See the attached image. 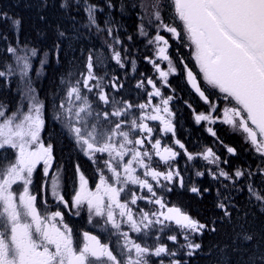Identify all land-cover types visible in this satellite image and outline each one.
Segmentation results:
<instances>
[{"label":"snow or ice","instance_id":"6c2138e0","mask_svg":"<svg viewBox=\"0 0 264 264\" xmlns=\"http://www.w3.org/2000/svg\"><path fill=\"white\" fill-rule=\"evenodd\" d=\"M117 6L121 14L136 9L135 3L123 0L119 5L117 0H104L103 5L60 0L59 8L76 31L58 30L56 39H80L87 32L110 55L90 50L86 72L71 64L50 102L40 98L30 76L39 50L21 44L19 18L0 12V24L8 25L15 37L14 45L0 33L12 61L0 67V81L11 85L17 78L20 96L15 110L0 102V264H190L203 251L197 239L216 228L215 221L209 228L169 199L185 191L198 197L210 191L194 181L189 185V168L178 166L180 157H186L196 178L207 174L217 182L215 207L223 217L231 218L235 196L243 191L264 212V0H141L137 36L146 51L151 49L143 59L158 75L141 72L134 86L120 80L114 68L108 71L110 62L119 69L130 66L133 74L138 71L131 45H124L119 25L108 18ZM40 7L46 9L48 0H40ZM105 8L109 13L101 25L98 14ZM72 11L84 13L78 26ZM55 47L58 53L60 44ZM181 47L189 49L198 71L179 52ZM47 57L45 53L40 60L37 78ZM124 75L129 77L128 71ZM170 77L184 82L179 91L194 93L192 99L198 97L197 104L206 106L198 111L184 100L195 125L204 127L227 157L208 145L189 151L178 138L175 102L181 97ZM217 124L249 145L245 151L259 159L255 169L222 167L231 166L230 158L239 153L218 135ZM63 141L71 145L77 161L86 158L94 170L89 177L77 162L70 189L64 166L56 164L57 145ZM201 160L207 167L196 166ZM41 169L40 189L34 191ZM256 176L260 184L254 182ZM39 192L45 194L43 200ZM72 216L86 218L90 226L82 232V242ZM255 239L241 225L231 252L228 246H216L214 264H234L236 253L240 264H264V240L247 247Z\"/></svg>","mask_w":264,"mask_h":264},{"label":"trees","instance_id":"16d2710c","mask_svg":"<svg viewBox=\"0 0 264 264\" xmlns=\"http://www.w3.org/2000/svg\"><path fill=\"white\" fill-rule=\"evenodd\" d=\"M60 0H48V7L46 9L40 7V0H0V12H7L9 16L19 18L21 20V27L19 32V40L21 44L27 43L28 47H36L39 50V55L33 58L32 64L33 68L30 72V76L33 80L35 87L37 88L38 94L41 99H46L51 101L53 93L57 90L59 85V79L62 74H66L69 70L71 64H80L81 71L83 69V64L89 55V51L92 50L93 54L105 55V48H103L101 41L95 36H89L87 32L80 39L73 38L72 40H57L56 35L58 30H64L69 34L76 31L73 27L72 21L67 15H65L64 10L59 8ZM92 2L103 5L104 0H92ZM124 3L131 5L136 4V9L132 10L131 13L124 12L121 14L119 6L111 10V15L108 18H114L119 25L117 29L118 34L124 41V45H131V55L138 58L144 57L147 54L145 50V42H140L136 34V26L139 20L137 19V12L140 11L138 0H123ZM119 5V0H117ZM109 10L105 8V12L98 14V20L103 25V21L108 15ZM43 15L45 19L42 21L39 16ZM71 15L76 16L77 26L83 22L84 13L83 11L76 12L72 11ZM8 25L0 24V33L8 35L9 41L13 42L15 45V37L12 33L7 31ZM128 36L136 37L135 40L129 41ZM59 43L60 49L57 53L55 45ZM6 43L0 41V67L11 63V58L5 52ZM102 49V51H101ZM45 53H48V64L43 68V72L39 78H37L36 72L40 69V60L44 59ZM185 57V56H184ZM193 67V66H192ZM175 84L180 89L184 86V82L173 77ZM17 88V78H13L11 85L0 81V102L9 105L10 110H15L18 102L20 101V96L16 91ZM181 101L176 102V108L181 113H186V121L183 122V128L185 132L192 136L199 135L200 140L206 139L211 140L205 134L204 129L201 126L195 125L191 111L184 106V100L186 97V91H181ZM179 94V93H178ZM193 96H195L193 94ZM197 110L201 108V103L197 104V99L190 100ZM50 104H49V114H50ZM181 116V115H180ZM52 124L49 121L48 131L51 132ZM183 133V132H182ZM222 139L229 142L235 147V137L233 135H226L225 130H221ZM44 138L47 139L48 133H44ZM63 148V152L60 149ZM196 148L195 151H199ZM56 159L63 162L65 168V176L68 178L69 185H71V177L74 173V167L77 162L82 165V169L85 174L89 177L93 176V169L90 162L86 161L85 158L81 157L79 161L76 159V153L73 151L71 145L67 141L57 145ZM235 162L239 161L237 158ZM242 166L253 168V165L249 164L248 156L241 157ZM196 182L201 188H213L209 185V181H200L196 179ZM254 182L256 184L261 183V177H254ZM90 183H92L90 181ZM71 187V186H69ZM177 192H180L177 189ZM169 199L173 203H177L182 206L187 212H189L194 218L199 219L201 222L207 223L209 228L212 227V222L215 221L216 231L213 233L211 231H206L202 238H198L197 242H202L203 251L197 254L195 257L191 258L190 264H214L216 252V246L223 248L228 246L229 251L233 247V241L236 235L241 230V225L243 228L254 233L256 239L253 241L252 245H247L251 248L253 245L262 242L264 240V212L261 211L255 202L249 203V196L247 191L239 192L235 196L236 207L232 209L231 218L223 217V213L218 210L215 205L217 202V194L212 191L204 193L203 197H198L195 195H187L183 192L182 195L173 194ZM187 259V258H186ZM232 260L234 264H240L241 257L239 253L232 255Z\"/></svg>","mask_w":264,"mask_h":264},{"label":"flooded vegetation","instance_id":"af4514ba","mask_svg":"<svg viewBox=\"0 0 264 264\" xmlns=\"http://www.w3.org/2000/svg\"><path fill=\"white\" fill-rule=\"evenodd\" d=\"M138 24H139V22L137 23V25ZM136 34H137V26H136ZM172 43L175 44V42H172ZM171 51L173 53H175L176 52L175 47H173V49H171ZM179 52L182 53L183 56H185V58L188 60V62L190 63V65L193 66L194 70L195 71H198V69H195L194 61L191 60V52L189 51V49L187 47H181L179 49ZM147 54L148 55H151V49H148L147 50ZM109 55L110 54L107 52V49H106L105 50V56H109ZM136 58H137V69H138V71L135 74H133L131 72L130 66H127L126 69H119L118 66H115L114 62H110L111 66L108 68L109 73L111 74L112 69L114 68L115 69V72L119 74L120 80H122V81H128L131 86H134L135 83H136V80L137 79H140L139 73H141V72L146 73L148 76H153V77H155L156 75H158V74L154 73V70L152 69V66L150 64H148L146 61H144L143 57L142 58L136 57ZM86 61L84 62V64L86 63ZM162 67H165L166 68V65H162ZM82 71H85L86 72V68L83 67ZM125 71H128L129 77H131L132 75H135V79H130L129 80V77H125V75H124ZM97 72H98V74L103 75V69H97ZM170 79L172 81V86L174 88H177L178 93H179L178 95L181 97L182 96L181 95L182 93H181V91H179L178 86L175 84V82L173 80V77H170ZM193 94L194 93H192L191 96H190L189 93H188V91H186L185 100H191L192 97H194ZM132 98L133 99H136L135 96H133ZM144 98H146V96ZM195 98L197 100H199L198 97H195ZM212 99L214 100L215 97H212ZM179 101H181V99ZM136 102H139V100H137ZM200 103H201V108L199 109V111H202V110H204V108L206 106L203 105V102H200ZM175 104H176V102H175ZM220 107L222 108L223 105L221 104ZM186 116H187L186 113H181V112L178 111L179 123L177 125V135H178V138L179 139H181L183 142L186 143V147L188 148L189 151L195 152V149L198 148V147H200L199 148V151H202L203 150V147L202 146L203 145H208V146H212L218 152V154H220L222 156V158L228 156V154L226 153V151L223 150L219 146L218 143H214V138L211 137L205 131L204 127L201 126L204 129L206 136L208 138H210L211 140H206V139L200 140L199 135H195L193 138H192V136H189L185 132V129L183 128V122L186 121V119H185ZM150 123H154V122H150ZM214 127L217 128L218 135L221 138H222L221 130H225L226 131V135H229V136L233 135L235 137V147L237 148L238 153H239L236 157H231L230 158L231 159V166H224V165H222V167H228V169L230 171L232 167H235L237 165L242 166L241 165L242 164L241 157L247 155L248 156V162H249V164L253 165V167L255 169V167L257 166V164H259V159L257 157H255L251 151H249V152H246L245 151L246 148H249V145H247V144L244 143L242 137L240 135H237V134H232L231 131L228 130L226 126L217 124ZM225 142L228 143L229 145H231L229 142H227V139H225ZM236 158L239 161L235 162L234 160ZM85 160H86V158H85ZM56 164H57V166L63 165V162H61L59 159H56ZM195 164H196L197 167H200L201 165H204V162L202 160L201 161H196ZM178 166L181 169H183L185 167H188L189 168V171L186 174V178H189L188 179L189 185L193 181H196V179H199L200 181H202V180L209 181L210 182L209 185L213 186V188H210V191H212L214 194H217V187H218L217 182L216 181H213L207 174L204 177H202V178H196L194 176V173L192 172L191 167H189V165L186 163V157H180L179 158V165ZM204 167H207V165H204ZM41 182H42V169H41L40 173H38L35 176V178H34V185H35L34 191H39ZM69 186H71V185H69ZM94 186H95V183H93V182L90 183V188H93ZM220 191H225V190L223 188H221ZM185 192H186L187 195H194V194H192L190 192H187V191H185ZM39 195L41 197V200H43L45 194L43 192H39ZM47 199L49 201H51L50 193L47 195ZM69 199H70V197H69ZM71 219H72V221L75 222L76 229H77V233H78V239L81 240V242H82V232L83 231H86V230H89L90 229V226L87 224L86 218L81 219L79 217L72 216ZM93 231L95 232V230H93Z\"/></svg>","mask_w":264,"mask_h":264},{"label":"rangeland","instance_id":"374dc122","mask_svg":"<svg viewBox=\"0 0 264 264\" xmlns=\"http://www.w3.org/2000/svg\"><path fill=\"white\" fill-rule=\"evenodd\" d=\"M138 1H139V4H138V5H139V7H140V3H141V1H140V0H138ZM139 39L141 40L140 42H143L142 38H139V37H138V40H139ZM94 55H97V56H98V55H100V54H94ZM87 57H88V56H87ZM86 60H87V59H86ZM86 60H85V61H86ZM91 189H92V190H95V186H94L93 188H91Z\"/></svg>","mask_w":264,"mask_h":264},{"label":"bare ground","instance_id":"6f19581e","mask_svg":"<svg viewBox=\"0 0 264 264\" xmlns=\"http://www.w3.org/2000/svg\"><path fill=\"white\" fill-rule=\"evenodd\" d=\"M203 139V138H202ZM70 188V187H69Z\"/></svg>","mask_w":264,"mask_h":264}]
</instances>
